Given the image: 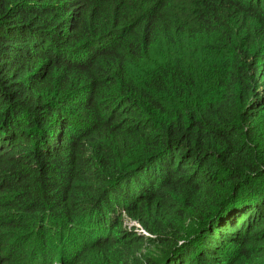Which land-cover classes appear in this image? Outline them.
<instances>
[{
  "label": "trees",
  "instance_id": "trees-1",
  "mask_svg": "<svg viewBox=\"0 0 264 264\" xmlns=\"http://www.w3.org/2000/svg\"><path fill=\"white\" fill-rule=\"evenodd\" d=\"M54 263L264 264V0H0V264Z\"/></svg>",
  "mask_w": 264,
  "mask_h": 264
},
{
  "label": "clouds",
  "instance_id": "clouds-1",
  "mask_svg": "<svg viewBox=\"0 0 264 264\" xmlns=\"http://www.w3.org/2000/svg\"><path fill=\"white\" fill-rule=\"evenodd\" d=\"M127 226H135L136 228H140V227H137V224H135V223H128ZM140 230H141V232L137 229V232L141 233L143 235H146V233L142 229H140Z\"/></svg>",
  "mask_w": 264,
  "mask_h": 264
},
{
  "label": "rangeland",
  "instance_id": "rangeland-1",
  "mask_svg": "<svg viewBox=\"0 0 264 264\" xmlns=\"http://www.w3.org/2000/svg\"><path fill=\"white\" fill-rule=\"evenodd\" d=\"M137 227H139L138 225H137ZM140 232H141V230L140 229H138ZM54 264H57V263H54Z\"/></svg>",
  "mask_w": 264,
  "mask_h": 264
}]
</instances>
